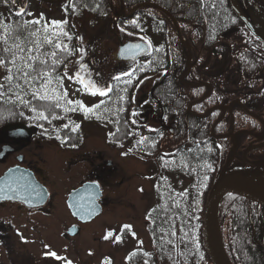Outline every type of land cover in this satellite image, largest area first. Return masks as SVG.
<instances>
[{"label": "trees", "instance_id": "trees-1", "mask_svg": "<svg viewBox=\"0 0 264 264\" xmlns=\"http://www.w3.org/2000/svg\"><path fill=\"white\" fill-rule=\"evenodd\" d=\"M123 1L128 10L138 4H149L138 8L131 17L118 19L124 32L145 38L143 40L148 42L149 51L130 72L133 74L131 84L128 83L130 78L128 75L118 76L119 80L112 79L106 104H101L92 114L100 122H106L111 126L114 140L118 142L131 140V151L155 163V159H159L157 157L159 143L168 134L163 129L140 134L142 126L134 120L139 112L134 103L138 83L142 78L152 76L154 84L148 103L151 104L152 99L161 91L159 98L166 113L165 121L174 132V135H168L167 141L177 145L173 154L161 156L159 163L162 172L177 173L178 178L183 176L188 180L186 188L181 191L174 190L169 185L167 177H161L157 182L155 190L159 200L148 214L152 251L150 253L139 251L135 255H130L128 264H210L202 243L203 209L215 176L230 157L232 147L228 138L223 140L224 151L220 150L212 137L204 140V124L218 110L205 118L187 113L190 101V97L187 96L188 87L179 83V76L186 71L188 52L179 42L172 21L159 8L166 10L176 20L184 42L192 44L190 73L186 77H198L194 82H201L200 68L205 62L201 52L205 47L211 48L210 51L213 53V56L210 55L208 65L220 64L222 59L231 57L226 47L216 46L217 41L222 39L221 36L238 27H243L240 34L252 32L242 22L230 0ZM28 4L29 0H15V3H12V0L7 2L0 0V22H3L0 24V57L7 56L9 60L12 58L10 53L4 52L6 47L16 51L15 45L19 44L25 49L23 52H17L23 59H17L15 67L12 64L1 66L5 80L9 75L7 69L13 68V80L11 83L6 80V88L0 91L2 93L0 127L11 122H27L47 131L50 138L63 147H79L83 143V136L79 127L75 131L72 130L78 122L72 117V111L65 110L75 108L74 105L66 103L69 100L68 96L60 100L59 108L55 107V101L34 99L32 92L40 86L39 83L30 88L24 82L22 73L17 72L16 68H23L27 62L38 72H48L47 79L52 81L49 88L64 93L60 78L78 52L77 36L71 28L72 17L82 10L96 15L105 14L103 6L106 3L102 0H63L60 4L66 13L65 19L60 21L62 22L60 27L68 36L61 34L52 37L53 43L48 44L43 40L45 34L41 29L38 33L41 37L39 51L36 50V37L30 36L29 33L41 28V25H28L27 30L20 29V25L29 21ZM243 5L252 16L264 19V0H243ZM21 8L24 9V13L17 15ZM9 25L11 27L7 28ZM53 31L58 32L59 29L50 26L48 33L50 37ZM251 39L253 38H240V41L245 43L233 48L231 53L237 55L238 52H242L240 55L250 60L252 55L250 49L249 51L247 49L250 47L248 44L252 43ZM56 42L66 45L67 49H56ZM28 48H32L33 51L27 52ZM52 52H56V56H52ZM28 56L37 59L28 60ZM55 61L59 63H54ZM243 64H247L246 61ZM160 71L163 72L162 77L156 79L155 74ZM18 76L21 78L16 79ZM211 86L215 93L206 98L207 103L202 100L193 105L191 108L194 113L203 112L206 107H211L213 101H217L216 92H219V89H226L220 85ZM200 88L198 87L199 93ZM21 99L23 103L20 102ZM152 108L155 109L154 106ZM33 109L37 111L47 109L45 111L47 118H35L37 113ZM226 129H230L229 124H226ZM218 141L222 143V140ZM205 176L207 179H204ZM224 222L229 224L230 236L227 242L224 241L221 228ZM219 225L225 250L232 264H264L263 206L237 195H226L219 208Z\"/></svg>", "mask_w": 264, "mask_h": 264}, {"label": "flooded vegetation", "instance_id": "flooded-vegetation-1", "mask_svg": "<svg viewBox=\"0 0 264 264\" xmlns=\"http://www.w3.org/2000/svg\"><path fill=\"white\" fill-rule=\"evenodd\" d=\"M239 8L242 9L241 6ZM243 8L244 10L242 9V11L249 17L247 18V16L240 13L243 16L241 20L247 25L248 30L252 34H240L243 27H238L237 29H232V33L230 31V33L221 36L222 39L217 41L216 46L226 47L227 52L230 53V59H222L220 64L210 66L208 61L210 55L213 56V53L210 51L211 48L205 47L201 52V56H203L205 61L200 68L201 82H194L198 77L187 78L186 76L181 81L182 74H180L179 83L184 87H188L187 96L190 97V101L187 105V113L189 115L203 116L212 109V112L208 115L210 116L215 110H218L204 124V140L212 137L220 150L224 151L223 140L228 138L232 147L231 155L235 146L233 160L225 173L240 169H252L259 170L264 175V19L252 16L244 5ZM235 31H239V33ZM240 38H253L251 39L252 43H246L250 46L247 49V51L250 49L252 55L250 60L243 58L240 55L242 52H238L237 55L231 53L233 48H238L240 44L245 43H242ZM230 41H232L233 45ZM187 45L192 56V44L187 43ZM189 49H186L188 55ZM244 61L247 64L244 65ZM172 68H175V66H172ZM162 73L161 71L157 72L155 78L160 79ZM112 77L105 86L107 95L99 96L94 105L106 104ZM216 82H219V84ZM185 84H201V86H185ZM213 84L226 88L219 89V92H216L217 101H213V105L209 108L206 107L203 112L194 113L192 108L189 110V106L200 98H203L205 103L208 102L206 98L215 93L211 86ZM147 85L148 87L142 86L140 88L142 95L141 98H138L140 101L138 109L141 114L147 108L151 109L149 114L158 122V125L155 126V131L163 129L166 134L174 135L172 127L165 121L166 113L161 106V99L159 98L161 91L152 99L151 105L148 101L150 100L149 93L152 87L149 83ZM198 87H201L200 93L198 92ZM12 123L23 127L0 130V176L11 168H21L31 173L46 189L47 194L46 198L38 206H28L21 201L0 197V264H44L43 259L46 257V251L41 254V257L36 258L33 257L31 249L34 247L44 249L49 233L53 235L58 231L59 238L65 239V235L68 236L66 232L71 226L78 228V234L80 225H84L69 212L66 206L68 194L84 182H96L101 190L99 204L103 211L105 201L110 197L106 196L102 191L103 186L101 183L103 181L109 182V176L112 173H104L103 171L76 186L73 185L64 189L60 177L63 165L55 162L56 158L49 159L48 141L56 143L65 152H77L80 154L85 141L84 135H82L83 143L81 146L66 148L50 138L47 131L43 129L23 121ZM226 124L230 125L229 130L226 129ZM241 131L242 133H240ZM168 135L160 141L157 151L159 159H155V163H153L154 187L161 177H167L169 185L174 190L181 191L184 186L181 188V184L179 187L176 184L181 181L186 188L187 179L183 176L178 178L177 173H163L159 163L161 156L173 154L177 149L175 143L170 144L167 141ZM218 140H222V143H219ZM164 145H172L173 148L170 152H165L163 151ZM76 162L72 161L71 166L75 167ZM106 164L108 165L109 162H106ZM68 166L65 165V167ZM172 177L175 179L176 184L173 182L174 179ZM184 181L186 182L184 183ZM66 220L68 221L67 225L65 223ZM68 237L71 238L73 236Z\"/></svg>", "mask_w": 264, "mask_h": 264}, {"label": "rangeland", "instance_id": "rangeland-1", "mask_svg": "<svg viewBox=\"0 0 264 264\" xmlns=\"http://www.w3.org/2000/svg\"><path fill=\"white\" fill-rule=\"evenodd\" d=\"M105 14H93L82 10L72 17L71 28L77 36L76 58L66 66L65 74L60 78L64 91H68V97L72 101H80L86 106H92L99 95L92 96L81 89V85L69 77L76 72L84 79L96 82L98 86L105 88L111 76L118 77L130 72L134 64L119 62L115 56L118 47L127 41H144L141 37L121 31L118 19L122 17L119 0H102ZM255 1V0H254ZM239 8H243V0H233ZM28 20H41L46 24L52 21H63L66 10L61 4H50L43 0H29ZM240 9V8H239ZM128 10V9H127ZM264 18V17H263ZM133 70V69H132ZM131 70V71H132ZM4 72L0 66V91L6 88ZM152 76L141 79L138 83L135 96V108H138L141 98L142 86L148 87L152 83ZM143 106V104H141ZM79 110V109H78ZM147 108L144 113L135 115L138 125L146 126L144 133H150L158 125ZM74 115L82 127L85 141L80 151L65 152L56 143L48 141L49 159L56 158L55 162L61 163L62 187L76 186L82 181L95 177L98 173H112L109 182H102V191L109 199L105 201V207L101 214L91 222L80 225L77 236L60 239L58 231L47 237V248L34 247L31 249L33 257L39 258L41 254L55 252L64 260H56L46 255L44 264H128V258L133 253L152 251V243L148 233V214L158 202L153 184L154 165L151 161H143L131 151L127 144L116 142L110 138V126L95 120L85 118L79 110ZM4 130L1 129V131ZM0 131V132H1ZM129 144V145H128ZM172 145H164L163 151L170 152ZM79 155V156H78ZM79 161H78V160ZM54 161V160H53ZM69 161V163H67ZM72 161H77L72 167ZM106 162H109L107 165ZM67 163V164H66ZM65 165H69L65 167ZM173 178V177H172ZM174 179V178H173ZM175 184V179L173 181ZM186 181H184L185 183ZM181 188L185 185L177 182ZM66 225L68 221H65ZM123 225H130V230L121 231ZM229 224H221L224 241L229 240ZM111 231L113 238L104 239V235ZM133 233L135 234L133 236ZM116 235L121 236L119 243L114 241ZM226 238V239H225ZM91 253V254H90ZM205 264V263H202Z\"/></svg>", "mask_w": 264, "mask_h": 264}, {"label": "water", "instance_id": "water-1", "mask_svg": "<svg viewBox=\"0 0 264 264\" xmlns=\"http://www.w3.org/2000/svg\"><path fill=\"white\" fill-rule=\"evenodd\" d=\"M44 1L57 4L62 0ZM119 1L123 17H130L139 7L149 5L139 4L127 13L123 0ZM159 9L172 19L179 40L185 45L175 20L164 9ZM137 45L139 47H136ZM146 50V46L141 42H128L119 47L117 57L121 60H134ZM232 158L233 156L222 168L211 186L204 209L202 240L211 264H232L226 254L218 225V208L221 199L227 194H236L264 207V175L259 170L250 169H240L225 174ZM100 196L101 192L98 185L86 182L70 192L67 206L71 214L79 221L88 222L100 213V206L97 203ZM0 197L22 201L29 206H37L45 199L46 190L34 179L31 173L21 168H12L0 177ZM76 231L77 229L72 227L68 234L74 235Z\"/></svg>", "mask_w": 264, "mask_h": 264}, {"label": "snow or ice", "instance_id": "snow-or-ice-1", "mask_svg": "<svg viewBox=\"0 0 264 264\" xmlns=\"http://www.w3.org/2000/svg\"><path fill=\"white\" fill-rule=\"evenodd\" d=\"M5 2H7V0H5ZM12 3H15V0H12ZM75 10V9H74ZM24 13V9L21 8L19 12H17V15H21ZM30 15V13H29ZM3 22H0V24H2ZM62 22H57V21H52L49 24H41V20H30V21H25L22 25H20V29L21 30H27V26L28 25H41V28L36 29L35 31H32L29 33L30 36L32 37H36V50L39 51V41L41 39L40 36H38V33L41 31H43V33L45 34L43 36V40L48 43V44H52L53 43V39L52 37H57L58 35H65L68 36V34L66 32H63L62 28L60 27ZM135 23V22H133ZM50 26L56 29H59V31H53L51 33V37L48 35L49 33V29ZM7 28H10L11 26H6ZM121 31H123V29H121ZM69 39H71V37H68ZM141 39H145L144 37H141ZM146 43H148L145 40ZM136 47H139V45H137ZM16 51H13L11 48H4V52L5 53H10L11 54V59L9 60L7 58V56L4 57H0V66H6V64H12L13 67L16 66V60L17 59H23V57H19L17 55V52H23L25 51V49L19 45L16 44L15 45ZM55 48L58 50H66L67 46L66 45H62L59 42L55 43ZM33 49L32 48H28L27 52H32ZM52 56H56V52H52L51 53ZM28 60H36L37 57L34 56H28L27 57ZM40 63H44V61H40ZM54 63H59V61H55ZM25 69H28V71H26ZM9 75L6 76V80L11 83V81L13 80V68H8L7 69ZM17 72H21L22 73V78L24 79V82L26 84L29 85V87H34L35 84L39 83V87L35 88V90L32 92V96L34 99H39L41 101H55V107L59 108L60 105V100L63 99L64 97L67 96V92L64 93H59L57 92L55 89H50L49 85L52 83V81L50 79H47L49 73L48 72H38L36 71L33 66L31 64H28L27 62H25V64L23 65V68H16ZM125 75H128L129 81L128 83L131 84V76L133 75L132 73H125ZM21 77H16V79H20ZM69 79L74 80L75 82L79 83L81 85V89L85 92H87L88 94L92 95V96H105L107 95V91L105 90V88L98 86V84L96 82H93L92 80H85L84 77L80 74V72H76L73 76L69 77ZM114 79L119 80L120 77H114ZM0 87H3V85H0ZM16 87H20V85H16ZM111 89L109 88L108 91H110ZM0 95H2V93H0ZM21 103H23V99L20 100ZM66 103L68 105H73L75 104L79 110L84 114L85 118H88L90 113H94L96 109H98L100 107V105H94L93 107H88L85 104H83L80 101H72V100H67ZM47 109H45L46 111ZM66 111H75L76 108H66ZM34 112H36V117L37 119H46L47 117L45 116V111H37L36 109H33ZM133 115H135V113H133ZM53 118L55 119L56 117L53 116ZM68 125H65V127H67ZM79 127V125H75L72 130L75 131L77 128ZM204 179H207V177L205 176ZM131 226L130 225H123L121 231L124 230H130ZM135 234L133 233V236ZM110 238H113V233L111 231L107 232L104 235V239L105 240H109ZM114 241L119 243L121 241V236L120 235H116L114 237ZM45 247L47 248V245H45ZM91 254V253H90ZM46 255L51 256L53 259L56 260H64L65 258L63 257H59L55 252H48L46 253ZM133 255H135V253H133ZM65 264H72L71 261H65ZM105 264H109L108 261H105Z\"/></svg>", "mask_w": 264, "mask_h": 264}]
</instances>
